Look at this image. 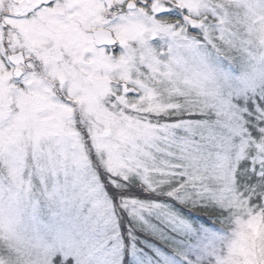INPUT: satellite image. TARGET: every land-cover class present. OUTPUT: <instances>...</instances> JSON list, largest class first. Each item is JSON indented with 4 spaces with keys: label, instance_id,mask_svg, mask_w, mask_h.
<instances>
[{
    "label": "snow or ice",
    "instance_id": "6c2138e0",
    "mask_svg": "<svg viewBox=\"0 0 264 264\" xmlns=\"http://www.w3.org/2000/svg\"><path fill=\"white\" fill-rule=\"evenodd\" d=\"M257 6L264 7V0H35L23 12L4 14L0 169L8 186L0 191V218L8 216L12 226L0 235V264H35L38 256L43 264H77L69 250L38 245L12 219L15 201L30 190L22 171L29 153L42 173L63 172L65 184L97 212L104 208L100 185L85 173L93 153L97 176L113 188L135 177L155 191L165 183L155 177L170 166L183 176L180 188L192 185L210 195L229 213L228 223L241 204L264 210V185L259 191L241 187L238 181L251 180L237 176L229 155L221 154L246 115L239 112L240 101L226 92L180 102L172 97L183 93L170 88L165 103L159 87L173 82V67L200 62L202 46L246 55L251 46L241 31V13ZM42 71L53 74L55 87L40 79ZM191 112L206 113L205 122L179 138V123L158 122L165 114ZM258 116L255 151L264 169V112ZM159 143L179 150L171 165L156 159ZM212 264H225L223 244L213 250Z\"/></svg>",
    "mask_w": 264,
    "mask_h": 264
},
{
    "label": "rangeland",
    "instance_id": "374dc122",
    "mask_svg": "<svg viewBox=\"0 0 264 264\" xmlns=\"http://www.w3.org/2000/svg\"><path fill=\"white\" fill-rule=\"evenodd\" d=\"M229 55L231 59L214 49L199 48L200 61L221 71L228 96L239 100V112L246 113L235 124L232 142L226 152L221 153L229 155L232 171L236 173L246 158L251 157V161L261 165L255 143L260 138V126L256 123L258 114L264 112V88L261 87L264 75L242 80L241 74L246 68L245 55L235 50ZM169 98L168 91L161 88L160 99L166 103ZM155 107L159 105L148 104V108ZM206 116V113L198 112L165 114L158 122L179 123L181 127L174 129L175 136L179 138L186 135L188 127L204 123ZM153 153L157 160L171 165L174 162L172 157L178 156L179 150L171 144L159 143ZM96 164L98 158L93 153L85 173L96 177V184L100 185L99 201L104 208L99 212L93 210L89 201L74 194L71 186L65 184L63 172L58 175L42 173L29 153L22 171L30 190L15 201L12 213L20 231L38 245L69 250L77 258V264H87L89 260L93 264L96 261L100 264H122L125 255L127 264H212L213 250L219 248L225 239L229 213L210 195L198 192L192 185L180 188L183 176L168 166L162 169L163 175L155 177L165 181L155 191L135 177L118 187L110 186L119 201V208H115L112 196L97 176ZM137 182L151 194H130L128 186L134 187ZM7 186V172L0 169V191ZM173 189H177L176 193L169 195ZM128 201H135L136 205L126 203ZM138 205L148 207L140 208ZM208 210L217 212L221 228L207 224L203 219L206 217L203 213ZM35 264H43L40 256Z\"/></svg>",
    "mask_w": 264,
    "mask_h": 264
},
{
    "label": "clouds",
    "instance_id": "9594fccd",
    "mask_svg": "<svg viewBox=\"0 0 264 264\" xmlns=\"http://www.w3.org/2000/svg\"><path fill=\"white\" fill-rule=\"evenodd\" d=\"M35 0H0V23L6 13L17 10L23 12L31 8ZM225 3L240 0H223ZM241 31L244 39L251 46L245 48L246 68L241 79L246 81L257 75H264V7L245 9L241 13ZM20 43H23L21 37ZM229 48H222L221 54H229ZM173 82L159 87L175 88L183 93L182 97L173 96L174 100L208 98L226 93L227 86L221 71L203 61L189 63L186 66L173 67ZM40 79L46 80L48 86L55 87L51 72L40 73ZM79 108V105H76ZM228 223L223 241L225 264H264V210L253 211L246 205L237 206ZM12 226L8 216L0 218V235H5Z\"/></svg>",
    "mask_w": 264,
    "mask_h": 264
},
{
    "label": "trees",
    "instance_id": "16d2710c",
    "mask_svg": "<svg viewBox=\"0 0 264 264\" xmlns=\"http://www.w3.org/2000/svg\"><path fill=\"white\" fill-rule=\"evenodd\" d=\"M246 157H250L249 154H246ZM98 164H96V167L98 169L99 166H97ZM241 165H243V167H241ZM241 165L239 166L236 174L237 176H245L246 181L247 180H251V184H248L246 182H239L241 187L244 188H253L256 189L257 191L260 190V186L264 185V175H261L262 171H264V169H262L261 165L255 164V162L251 161V157L249 159H245ZM261 166V167H260ZM101 171H103L102 169H100ZM105 185V184H104ZM144 186L140 183L137 182L134 187L132 186H128L127 191H130V194H135L137 195L139 192H141L144 195H149L151 193L144 191L143 188ZM105 188L108 190L109 194L112 196L113 198V204L115 208H119L118 206V198L116 196V194L114 193V190L112 187L105 185ZM140 194V195H142ZM143 196V195H142ZM141 197V196H140ZM146 197V196H145ZM207 224H211V222L218 224L220 223V219L218 218V214L217 212L213 211V210H208L207 211V215L205 218H203ZM124 226H122V230H124ZM122 264H127V256L125 255L123 258V263Z\"/></svg>",
    "mask_w": 264,
    "mask_h": 264
}]
</instances>
